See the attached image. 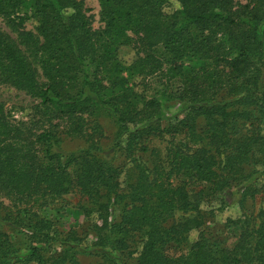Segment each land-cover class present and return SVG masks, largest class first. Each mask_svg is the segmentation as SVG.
Listing matches in <instances>:
<instances>
[{"label": "trees", "instance_id": "1", "mask_svg": "<svg viewBox=\"0 0 264 264\" xmlns=\"http://www.w3.org/2000/svg\"><path fill=\"white\" fill-rule=\"evenodd\" d=\"M98 1L103 26L93 31L83 0H0L11 25H23L22 9L36 22L45 78L0 32V81L64 121L29 146L0 117V185L17 196L16 212L0 202V264H79L74 232L38 213L73 190L100 221L87 249L97 264H128L134 253L135 264H264V207L247 208L258 194L264 200V0ZM124 45L141 53L129 65L117 57ZM126 74L163 75V98L135 91ZM166 98L181 106L174 123L163 124ZM102 120L112 125L110 145ZM165 133L177 141L164 160L147 165L135 155ZM60 134L84 144L67 152ZM117 151L132 163L126 179ZM189 182L204 185L201 200L238 205L232 244L203 232L189 242L205 218Z\"/></svg>", "mask_w": 264, "mask_h": 264}, {"label": "rangeland", "instance_id": "2", "mask_svg": "<svg viewBox=\"0 0 264 264\" xmlns=\"http://www.w3.org/2000/svg\"><path fill=\"white\" fill-rule=\"evenodd\" d=\"M85 7L87 8L86 14L88 16L91 29H100L103 24L100 20L99 1L98 0H83ZM236 2H245L246 0H235ZM177 7V4H170L166 7V10ZM21 15H25V19L22 26H14L0 15V32L4 34L19 50L20 54L25 60L33 67L37 72V78L39 81H44L45 78L41 74L37 58L35 57L36 46L40 41L35 30L36 22L29 13H26L25 9H22ZM141 53L137 46L124 45L117 51V57L124 65L132 63ZM127 76V74H126ZM1 79V77H0ZM128 85L135 91L142 93L147 98L150 97H162L161 92L163 88H167V82L165 77L160 74L152 76H127ZM169 87V84H168ZM166 97V96H165ZM163 98V97H162ZM162 100V109L165 113L163 124L174 123L177 118H180L183 113L180 112L181 106L177 101L172 99H160ZM0 117L13 129L14 134L20 141H24L29 146H36L37 134L47 128L51 124L57 123L61 127L64 125V121L54 118V115L39 105V100L34 94L28 90L12 85L9 82L0 81ZM103 125L104 140L102 143L107 145L111 143L112 138V125L107 120L101 121ZM264 129V124H261ZM17 133H16V131ZM61 130V128L59 129ZM62 142L61 148L67 152L75 151L81 147L84 142L80 138H71L63 134H60ZM177 141L176 138L172 139L168 134H162L149 140L146 143L148 151L142 153V151L135 153L140 159H142L147 165L162 161L165 159L167 153L168 141ZM105 142V143H104ZM108 148V147H106ZM134 155V156H135ZM115 164L121 166V179H126L123 171L132 166L131 161L125 156L122 151L114 153ZM203 184L198 182H189L187 187L191 198L195 201L198 200L199 209L205 214V218L202 217V224L197 230H193L189 234V242L196 239L199 232H203L204 235L213 237L228 245L232 244L234 240V233H232L233 227L229 225L230 220H236L242 216L241 210L236 203H229L225 206H220L219 202L213 197L201 198L196 195V192L203 188ZM5 189L0 185V202L3 206L16 212V206L14 205L17 200L15 193ZM258 194L253 201L247 203V208L258 211L259 208L264 207V200ZM47 204L38 206V213L47 219H50L52 223H55L59 232L66 234L68 231L74 232L73 237H69V242L77 244L79 246L78 251L75 252L76 260L79 264H97L99 257L89 254L87 249L91 246L95 240L94 229L92 227L94 222L100 221L96 217L95 213L86 214L83 208H89V202L81 199L76 190L60 196L55 200L48 199ZM19 206V205H18ZM212 210L213 214L208 215V211ZM71 235V233H70ZM63 238V234L61 235ZM85 250V251H84ZM60 252V247L55 248V254ZM136 253L128 258V264H135Z\"/></svg>", "mask_w": 264, "mask_h": 264}]
</instances>
